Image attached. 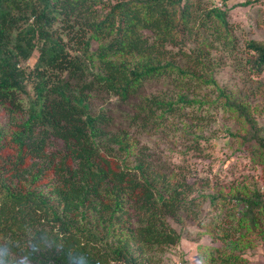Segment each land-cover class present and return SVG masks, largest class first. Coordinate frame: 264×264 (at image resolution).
Masks as SVG:
<instances>
[{
	"label": "trees",
	"instance_id": "trees-1",
	"mask_svg": "<svg viewBox=\"0 0 264 264\" xmlns=\"http://www.w3.org/2000/svg\"><path fill=\"white\" fill-rule=\"evenodd\" d=\"M212 4L0 0V264H164L183 216L204 220L205 263L243 264L264 243V105L253 103L264 43L241 49L245 84H220L214 67L238 52L228 11ZM217 113L239 149L223 169L260 175L214 174L195 195L209 182L189 180L187 156L209 155ZM173 123L189 140L177 158L144 140ZM231 237L238 254L214 244Z\"/></svg>",
	"mask_w": 264,
	"mask_h": 264
},
{
	"label": "rangeland",
	"instance_id": "rangeland-1",
	"mask_svg": "<svg viewBox=\"0 0 264 264\" xmlns=\"http://www.w3.org/2000/svg\"><path fill=\"white\" fill-rule=\"evenodd\" d=\"M212 5L228 11V21L233 25L232 33L235 37V48L238 52L237 58L227 59L226 65L221 69L214 67L216 71L215 77L220 84H228L230 86L243 85L246 83L244 82V80H246L244 79L246 74L238 71L245 68L244 60L242 59L244 55L241 49L247 40L264 43V0H213ZM95 46L96 44L93 43V48ZM212 56L214 60H217L213 62V64L223 58L221 52L213 53ZM253 78L264 82V71L260 77ZM165 89L166 85L162 84V82L160 84L152 83V86L148 87L146 92L153 93L159 90L165 91ZM253 103L259 107L263 106L264 94L254 98ZM259 121H264V117L260 116ZM227 123L229 122L224 120L220 113H217L213 120L204 126L203 130L204 137L212 143L209 155L187 156L186 163L191 168L189 180L196 176L201 177V181L209 182V185L197 184L195 186V195H208L213 191L211 183L214 181V174H218L217 178L220 179H225L226 176H230L228 178L236 180L243 176L251 175L254 172V168L248 167V163L245 164V167L241 170L237 169L238 165L234 161L229 162L227 169H223V164L229 156L235 158V156L239 154L237 145L232 142L230 137L226 134L225 128ZM184 127L185 126L173 123L172 132L167 138L161 139L159 133H155L152 137L145 138L144 140L148 141L151 148L155 147L157 151L177 158L182 155L187 144H189V140L185 139L183 136ZM242 160L246 161L245 159ZM254 175H260V169H255ZM205 203L206 201H204L203 204ZM199 217L200 215L197 218H186L183 216L180 224L171 223V225L180 232L181 240L176 247H169L165 250L163 254L164 264H209L205 263L208 261L209 257L204 256L200 261L197 254V247L200 243H202L201 245L207 246L212 243L206 233L198 232L201 231L198 228V222L204 221L203 219H199ZM232 237L229 241L226 240L225 244L217 239L214 244H218L220 247L225 245L227 249L231 250V253L238 254L241 252L240 247L242 243L238 238H236L237 240H233ZM254 240L253 248H249L250 251L254 252L253 255H245V251L242 253V256H246V259L242 261L243 264H264V243H262L259 238H255ZM229 242L231 243L229 244ZM212 264L219 263L213 262Z\"/></svg>",
	"mask_w": 264,
	"mask_h": 264
}]
</instances>
